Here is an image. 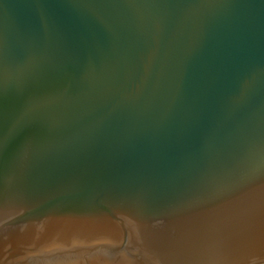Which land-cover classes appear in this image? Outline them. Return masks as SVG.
Segmentation results:
<instances>
[{
	"label": "water",
	"instance_id": "obj_1",
	"mask_svg": "<svg viewBox=\"0 0 264 264\" xmlns=\"http://www.w3.org/2000/svg\"><path fill=\"white\" fill-rule=\"evenodd\" d=\"M0 264H264V0H0Z\"/></svg>",
	"mask_w": 264,
	"mask_h": 264
}]
</instances>
